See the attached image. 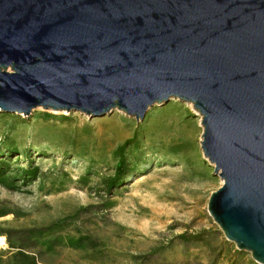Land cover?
<instances>
[{
	"label": "water",
	"instance_id": "1",
	"mask_svg": "<svg viewBox=\"0 0 264 264\" xmlns=\"http://www.w3.org/2000/svg\"><path fill=\"white\" fill-rule=\"evenodd\" d=\"M172 98L223 181L209 215L264 264V0H0V111L142 120Z\"/></svg>",
	"mask_w": 264,
	"mask_h": 264
},
{
	"label": "rangeland",
	"instance_id": "2",
	"mask_svg": "<svg viewBox=\"0 0 264 264\" xmlns=\"http://www.w3.org/2000/svg\"><path fill=\"white\" fill-rule=\"evenodd\" d=\"M136 130L133 169L108 192L102 180L114 173L113 152ZM202 131L193 103L176 98L152 105L142 120L118 108L102 116L0 111V160L9 175L14 167H39L26 186L0 184V210L7 211L0 229L19 231L0 233V264H9V241L41 264H252L251 253L237 249L208 213L223 181L203 156ZM197 232L203 241L180 237Z\"/></svg>",
	"mask_w": 264,
	"mask_h": 264
},
{
	"label": "trees",
	"instance_id": "3",
	"mask_svg": "<svg viewBox=\"0 0 264 264\" xmlns=\"http://www.w3.org/2000/svg\"><path fill=\"white\" fill-rule=\"evenodd\" d=\"M138 136L139 135L136 130L131 137L125 139L123 142L116 146L113 152V156L116 162L114 173L112 175L104 176L102 180L106 191L111 192L112 190L123 185L125 180L127 179V173L132 171L133 166L130 165V161L128 160V152L130 149L140 148V138ZM7 168L8 163L0 160V184L5 186L6 188H16L18 180L21 181L19 185L22 184L26 186L28 185V183L35 180L39 176V167L37 165L28 164L25 167H14L13 172L15 171L14 173H16L14 174V176L9 175L12 171ZM6 213V210H0V216L5 215ZM13 232L18 233L19 231H6L0 229L1 234L10 235ZM203 232H197L188 235L187 237L184 234H181L180 237H185V241L187 242H200L204 240ZM9 247L14 249L9 256V264H41L37 260L34 253L27 251V249L21 244L16 245L15 243L9 241ZM252 264L257 263L252 262Z\"/></svg>",
	"mask_w": 264,
	"mask_h": 264
},
{
	"label": "bare ground",
	"instance_id": "4",
	"mask_svg": "<svg viewBox=\"0 0 264 264\" xmlns=\"http://www.w3.org/2000/svg\"><path fill=\"white\" fill-rule=\"evenodd\" d=\"M3 237H0V244H5V242L3 241Z\"/></svg>",
	"mask_w": 264,
	"mask_h": 264
},
{
	"label": "built area",
	"instance_id": "5",
	"mask_svg": "<svg viewBox=\"0 0 264 264\" xmlns=\"http://www.w3.org/2000/svg\"><path fill=\"white\" fill-rule=\"evenodd\" d=\"M0 237H3V236H0ZM3 238H4V240H3V241L5 242V237H3ZM2 245H3V246H5V244H2Z\"/></svg>",
	"mask_w": 264,
	"mask_h": 264
}]
</instances>
